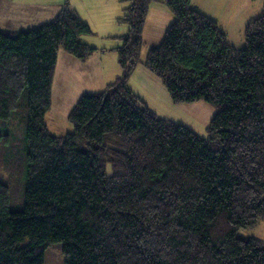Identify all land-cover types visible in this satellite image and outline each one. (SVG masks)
Segmentation results:
<instances>
[{
	"label": "trees",
	"instance_id": "16d2710c",
	"mask_svg": "<svg viewBox=\"0 0 264 264\" xmlns=\"http://www.w3.org/2000/svg\"><path fill=\"white\" fill-rule=\"evenodd\" d=\"M126 2L122 75L80 98L64 136L46 120L58 56L100 52L80 41L91 27L66 4L48 24L0 30V149L27 105L24 208L0 179V264H45L56 243L65 264H264V240L240 235L264 219V7L235 47L192 0H165L174 22L142 62L152 0ZM140 65L175 104L216 109L207 137L134 93Z\"/></svg>",
	"mask_w": 264,
	"mask_h": 264
},
{
	"label": "crops",
	"instance_id": "0c3cea01",
	"mask_svg": "<svg viewBox=\"0 0 264 264\" xmlns=\"http://www.w3.org/2000/svg\"><path fill=\"white\" fill-rule=\"evenodd\" d=\"M223 1L225 2L226 9L232 12L230 16H224L220 11L215 14L210 12L209 8L211 6L218 5L217 0H192V4L201 13L215 20L223 29L231 43L229 35L224 28V19L229 24L234 14L243 17L245 24L240 31L244 33L247 24L254 17L251 18L245 14L240 6L241 1ZM66 4L93 31L91 36L82 37L80 41L100 50V52L96 53L87 61L78 60L64 51H60L59 53L52 90L53 110H51L56 115L58 110H62L63 104H66L67 113L65 115L68 119L69 113L83 95L104 92L109 84L113 83L122 75V69L118 63V55L114 50L123 44L117 38L125 36L129 31L127 25L117 23V19L123 15L124 9L128 6L126 0H0V30L20 32L39 25L48 24L55 19ZM174 19L173 13L165 5V0H152L144 28V44L147 41H151L150 39L153 35L157 39L161 38V36L164 39L166 31L174 22ZM161 21L164 22L162 25ZM159 26L160 28L162 26V31L160 30L157 33L156 30ZM163 39L152 41L156 42L155 45L159 46ZM231 44L235 46L233 43ZM133 78H131L130 86L134 93L159 117L174 122L172 117H170L171 115L168 109L165 107L167 106L166 104L170 106L172 99L169 98L170 95L164 88L162 82L157 80L148 70L147 72H142V77L139 76L135 80H132ZM151 83H154L156 87L152 86ZM56 86L59 87L58 90ZM158 91H160L162 99L156 95ZM65 95L69 99L70 95L76 98L71 101Z\"/></svg>",
	"mask_w": 264,
	"mask_h": 264
},
{
	"label": "rangeland",
	"instance_id": "374dc122",
	"mask_svg": "<svg viewBox=\"0 0 264 264\" xmlns=\"http://www.w3.org/2000/svg\"><path fill=\"white\" fill-rule=\"evenodd\" d=\"M241 1V9L245 12L246 15H249L251 18L255 17L257 14L261 13L264 7V0H239ZM218 5L211 6L210 12L215 14L218 11L223 13L225 16H230L231 11H228L225 7V2L223 0H217ZM224 28L229 35V39L231 43L235 46H242L244 43V33L242 30L245 21L243 17L234 14L233 19L228 24L224 19ZM164 22L161 21V25ZM162 31V26L160 28L157 27L158 31ZM164 31V29H163ZM163 33V32H162ZM162 35V34H161ZM163 39L155 37L154 35L151 37V41H147L144 44L142 50L141 60L144 62L151 48L156 47V42L152 40ZM82 42V41H81ZM146 69V68H145ZM143 65H140L136 70L135 76H133L132 80H135L139 76L142 77V72H147ZM152 74V73H151ZM155 76V75H153ZM157 80L161 82V80L155 76ZM158 81V82H159ZM161 84V83H159ZM152 86H155L154 83ZM158 86V85H157ZM162 86V85H161ZM57 90L59 89L58 86ZM156 87V86H155ZM163 88V87H162ZM165 88V87H164ZM163 88V90H165ZM166 92V91H165ZM158 97L162 99L160 91L156 94ZM169 96V95H168ZM65 97H67L65 95ZM68 98V97H67ZM76 97L70 95L71 101H73ZM170 98V97H169ZM80 100V99H79ZM171 100V99H170ZM171 102V101H170ZM165 106L168 109L169 114L175 123L184 125L195 132L197 135L201 137L208 136V127L215 117L217 111L214 107L206 102H196L193 104H184L179 105L175 104L173 101L170 103V106L166 104ZM22 102L18 112L12 118V122L10 124V131L12 134V141L10 145L2 147L0 150V179L8 184L11 188V209L13 211H22L24 208V196H25V183H26V142H25V130L27 123V105ZM58 108V104H57ZM53 110V107H52ZM50 110L47 114L46 120L51 133L56 136H64L68 133H72L73 128L69 123L67 116V106L63 104L62 110H58L57 114H54V111ZM16 155V160L13 157ZM15 160V161H14ZM16 164V166H15ZM240 235L244 237H255L264 240V219L261 220L258 225L250 230H242L240 231ZM65 256L63 254V245L61 243H56L51 245L45 252V264H65Z\"/></svg>",
	"mask_w": 264,
	"mask_h": 264
}]
</instances>
